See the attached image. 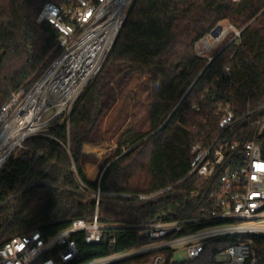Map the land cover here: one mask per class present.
Segmentation results:
<instances>
[{"label":"trees","instance_id":"1","mask_svg":"<svg viewBox=\"0 0 264 264\" xmlns=\"http://www.w3.org/2000/svg\"><path fill=\"white\" fill-rule=\"evenodd\" d=\"M46 1L68 2L0 0V107L19 89L30 90L62 52L59 30L37 20ZM222 22L241 33L235 37L231 30L210 61L197 43ZM220 102L229 103L236 118L226 137L249 140L252 115L264 113V0H135L100 72L69 115L30 136L0 169V246L18 234L39 230L49 237L74 219L92 221L96 199L81 182L108 193L171 188L144 202L103 197L98 217L111 226L99 243H87L84 231L73 233L78 261L146 243L141 225L166 211L182 221L213 211L218 183L207 191V182L199 185L198 176L187 174L197 139L220 132ZM144 103L147 116L141 118ZM112 136L117 146L106 156L100 183L93 182L82 161L84 145ZM231 154L226 165L244 159L242 147ZM225 222H190L179 233ZM256 239L264 254V241ZM234 242L230 236L206 239L199 257L165 264H210ZM255 264H264V257Z\"/></svg>","mask_w":264,"mask_h":264},{"label":"built area","instance_id":"2","mask_svg":"<svg viewBox=\"0 0 264 264\" xmlns=\"http://www.w3.org/2000/svg\"><path fill=\"white\" fill-rule=\"evenodd\" d=\"M133 1L68 0L65 4L53 1L43 4L37 20L48 21L59 30L56 47L62 48V52L30 90L19 89L0 107V156L5 155L0 169L12 154L25 145L30 136L45 132L61 114L68 112L69 115L81 93L100 72ZM108 27L115 28L116 32L101 59L98 71L90 77L75 99L64 105L53 103V91L57 87L44 86V83L67 57H80L84 61L94 58L90 46L105 37ZM240 33L241 31H236L235 37ZM226 35L223 30L211 39L216 43ZM209 49L206 47L204 52ZM216 114L220 132L210 140L204 137L197 139L192 146L194 156L187 174L198 176L199 185L207 182V191L218 183L213 211L183 221L173 219L171 211H166L141 225L140 234L148 240L146 243L78 261L80 249L73 233L84 231L87 243H99L111 226L100 222L98 217V205L103 197H123L132 202H144L157 199L171 188L147 193H108L103 192L100 187L93 189L81 182L83 190L96 199L97 209L93 220L74 219L69 227L49 237L39 230L15 235L0 246V264H165L167 261H175L174 256L179 251L186 252V259H195L205 250L206 239L226 236L232 237L235 242L218 251L210 264L257 263L264 257L255 245L256 238L264 241V130L258 128L245 142L230 139L226 137V131L236 121L231 105L220 102ZM259 124H262V120ZM240 147L244 152V159H237L236 165H226L227 159L233 157L230 149ZM203 219H221L227 222L193 233H179L186 223ZM244 233L250 236L242 238L240 235ZM111 236L113 237V233ZM166 250L172 252L170 257ZM133 259L134 261H129Z\"/></svg>","mask_w":264,"mask_h":264},{"label":"bare ground","instance_id":"3","mask_svg":"<svg viewBox=\"0 0 264 264\" xmlns=\"http://www.w3.org/2000/svg\"><path fill=\"white\" fill-rule=\"evenodd\" d=\"M116 29L108 27V33L99 41H96L90 47L94 53V58L89 61L83 59L67 57L59 65L53 75L44 83V86L57 87L53 91L52 102L66 104L75 99L79 91L87 84L90 77L95 74L100 66L101 59L104 57L108 47L113 41ZM71 58V59H68ZM5 155L0 156V164Z\"/></svg>","mask_w":264,"mask_h":264},{"label":"rangeland","instance_id":"4","mask_svg":"<svg viewBox=\"0 0 264 264\" xmlns=\"http://www.w3.org/2000/svg\"><path fill=\"white\" fill-rule=\"evenodd\" d=\"M223 27V30L225 31L226 34H228L231 30L233 31H240L239 29H237L236 27H234L232 24L228 23V22H222L220 24ZM213 38L210 33L203 38L202 40H200L197 43V51L199 54L201 55H206L207 57L212 58L214 56V54L220 50L221 45L223 44L224 39L219 40L218 42L214 43L213 40L211 39ZM206 47H209L210 49L207 52H204V49ZM144 111L139 113V117L143 118L144 116H147V103L142 104ZM68 116V112L65 113V117ZM131 119H135V117L131 118ZM130 119V120H131ZM137 120V118H136ZM253 126L255 128V131L260 128L261 131L264 130V113H255L252 115L251 117ZM262 120V124H259V121ZM115 141V137L112 136L111 138H107V140L105 142L99 143L100 145L98 147L102 148V151L97 155L95 153H92L90 151L85 152L84 148H83V156H82V161H83V165L85 168L86 173L88 174L89 178L91 181L93 182H98L107 166V162H106V156L113 151L116 148V144L114 143ZM85 146V145H84ZM24 148V146L20 149H18L15 153H19L20 150H22ZM85 153V156H84ZM262 224L264 225V222H262ZM242 238H248L250 235L247 233L241 234L240 235ZM175 260L178 261H182L186 258V252L185 251H179L178 253H176V255L174 256Z\"/></svg>","mask_w":264,"mask_h":264},{"label":"water","instance_id":"5","mask_svg":"<svg viewBox=\"0 0 264 264\" xmlns=\"http://www.w3.org/2000/svg\"><path fill=\"white\" fill-rule=\"evenodd\" d=\"M135 1V0H134ZM134 1H133V3H134ZM133 3L131 4V6H130V8H129V10H128V12H127V15H128V13H129V11H130V9H131V7H132V5H133ZM223 31V27L221 26V25H218L215 29H213L212 31H211V36H213V37H217L221 32ZM212 60V58L210 59V61ZM209 61V62H210ZM106 168H107V166H106ZM105 168V169H106ZM105 171V170H104ZM104 173V172H103ZM103 175V174H102ZM101 178H102V176H101ZM101 178H100V180H99V182L101 181Z\"/></svg>","mask_w":264,"mask_h":264},{"label":"crops","instance_id":"6","mask_svg":"<svg viewBox=\"0 0 264 264\" xmlns=\"http://www.w3.org/2000/svg\"><path fill=\"white\" fill-rule=\"evenodd\" d=\"M99 145H100V144H85V146H84V151H85V152L90 151V152L95 153V154L98 155L99 152H97V151H92L91 148L94 147V146H95V147H96V146L98 147ZM101 149H102V148H101Z\"/></svg>","mask_w":264,"mask_h":264}]
</instances>
